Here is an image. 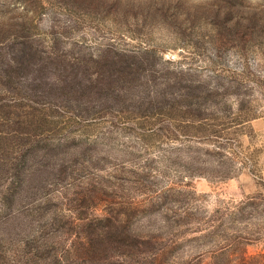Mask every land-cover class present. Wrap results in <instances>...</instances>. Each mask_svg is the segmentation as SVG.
<instances>
[{"label": "rangeland", "instance_id": "obj_1", "mask_svg": "<svg viewBox=\"0 0 264 264\" xmlns=\"http://www.w3.org/2000/svg\"><path fill=\"white\" fill-rule=\"evenodd\" d=\"M0 264H264V0H0Z\"/></svg>", "mask_w": 264, "mask_h": 264}, {"label": "trees", "instance_id": "obj_2", "mask_svg": "<svg viewBox=\"0 0 264 264\" xmlns=\"http://www.w3.org/2000/svg\"><path fill=\"white\" fill-rule=\"evenodd\" d=\"M135 57H137V55L135 54H122V56H118L116 60L117 63L114 64L113 67L109 66L107 68V72L110 76V81L109 76H106L105 80H107L108 82H105V84H102V82L99 81L100 77L98 78L103 70L100 71V67L98 68L96 66L93 72L94 74H92V72H89L87 75V71L86 74L82 71L80 73V77L76 80L75 86L71 87L72 84H69L65 81L56 84L57 90L59 91L60 96H68L69 93L77 94L78 96H83L86 93H91V95L95 96L98 95V92H100L103 87L105 89H108V91L110 88L112 90V93L110 94L108 99L120 102V94L124 93V90H122L121 87L129 84L131 81L137 78V73L142 67V63L139 62L138 59L132 61V59ZM92 76H94V78ZM116 83H120V86H115ZM122 103L123 101L120 102V104Z\"/></svg>", "mask_w": 264, "mask_h": 264}]
</instances>
